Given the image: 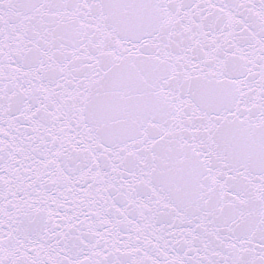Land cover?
I'll return each mask as SVG.
<instances>
[{
    "label": "snow or ice",
    "instance_id": "obj_1",
    "mask_svg": "<svg viewBox=\"0 0 264 264\" xmlns=\"http://www.w3.org/2000/svg\"><path fill=\"white\" fill-rule=\"evenodd\" d=\"M0 264H264V0H0Z\"/></svg>",
    "mask_w": 264,
    "mask_h": 264
}]
</instances>
